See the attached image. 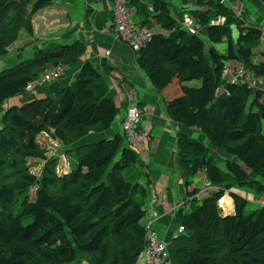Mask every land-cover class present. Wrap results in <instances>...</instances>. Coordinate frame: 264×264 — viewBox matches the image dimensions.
<instances>
[{
  "label": "trees",
  "instance_id": "16d2710c",
  "mask_svg": "<svg viewBox=\"0 0 264 264\" xmlns=\"http://www.w3.org/2000/svg\"><path fill=\"white\" fill-rule=\"evenodd\" d=\"M56 1L0 0V58L11 55L21 32L32 36L33 17ZM128 1L140 14L139 26L151 29L155 21L159 27L135 53L137 67L156 92L176 91L166 101L171 121L202 133L212 145L184 133L176 137L185 188L202 173L213 191L198 200L192 189L186 193L192 197L190 213H174L171 225L183 232L167 249L170 264H264V207L244 216L247 202L230 192L245 189L264 197V103L262 91L250 87L252 78H264V64L251 61L258 29L241 28L222 0H181L179 11L164 0ZM185 15L196 35L180 26ZM220 17L222 26L210 25ZM221 45L223 52L215 49ZM84 53L78 42L47 46L0 72V264H135L144 249L148 191L140 184L137 151L124 147L123 135L80 146L76 167L62 178L51 164L40 177L26 166L28 160H45L40 134L70 146L111 128L117 107L93 64L84 62L57 92L3 108L25 96L48 67L60 66L66 76ZM231 62L247 72L245 83L225 81L223 68ZM112 71L101 63V72ZM192 82L200 86H187ZM225 193L232 215L224 216L218 206Z\"/></svg>",
  "mask_w": 264,
  "mask_h": 264
},
{
  "label": "crops",
  "instance_id": "0c3cea01",
  "mask_svg": "<svg viewBox=\"0 0 264 264\" xmlns=\"http://www.w3.org/2000/svg\"><path fill=\"white\" fill-rule=\"evenodd\" d=\"M143 1L151 4L149 0ZM223 3L226 7L229 6L233 15L238 18L241 28H257L264 24V0H223ZM181 7V3L175 6L178 11ZM128 9L132 21L135 24L140 23L138 17L140 14H136L135 7L129 6ZM234 10H239L240 15H237ZM112 22L113 0H57L33 17L32 36L20 33L19 39L9 49V53L12 51L18 53L23 49L21 53L30 54V49L71 45L76 42L84 45L85 53L77 61L75 67L71 68L66 76L63 75L59 79V90L74 79L79 67L84 62L92 63L103 76L109 89L108 96L116 104L117 117L109 130L102 134H96L95 142L101 139H110L114 135H123L121 121L127 106V96L130 94L134 97L136 107L141 112V120L150 125L149 140L142 144L137 151V164L141 166L144 173L140 184L148 191L149 210L148 215L145 212V218L151 219L152 226L153 224L159 225L160 237L158 238L167 244V249L172 251L170 243L175 227L171 225V221L175 212L180 209L185 211L189 208L186 193L191 192L189 191L190 187L185 188L183 172L179 167L176 137L180 133L191 137L197 131L185 129L167 116L166 101L173 97L176 91L169 89L159 93L152 88L144 72L136 65L135 53L116 38ZM207 47L209 48V44ZM251 61L253 64H264V48H261L259 43L252 45ZM102 62L113 68L110 75L101 72ZM251 85L254 91L260 88L264 90V78H252ZM263 90L261 103H264ZM56 91L57 89L50 91L41 88L36 90L33 95L18 97V100L11 104L20 106L24 102L42 98ZM198 136L199 140L205 144L206 139L203 136ZM209 146L212 147L211 144ZM196 180L202 187L199 192L204 198L206 192L213 191V187L208 185L202 173L190 180L192 181L191 186L195 187V184L197 186ZM230 192L240 196L235 189ZM153 194L155 203L151 206ZM220 200L223 215H232L234 205L229 194L225 193ZM173 264H177L176 260Z\"/></svg>",
  "mask_w": 264,
  "mask_h": 264
},
{
  "label": "built area",
  "instance_id": "2783aa9c",
  "mask_svg": "<svg viewBox=\"0 0 264 264\" xmlns=\"http://www.w3.org/2000/svg\"><path fill=\"white\" fill-rule=\"evenodd\" d=\"M128 2V0H113L112 26L116 38L128 46L133 53H136L141 48L145 47V45L149 42L153 34V30L141 27L132 21L131 14L128 9ZM148 10L152 11L151 8H148ZM235 13L240 15L239 10H236ZM224 22V18L220 17L217 20L210 22V25L222 26ZM180 26L190 34H197V27L186 15L182 18ZM257 29L259 31L258 43L261 48H264V24L258 26ZM63 75L64 71L60 66H50L42 73L40 78L35 83L27 86L26 92L33 93L47 84L58 81L63 77ZM223 78L227 83L231 84L245 83L247 81V72L242 67H231L229 64H226L223 68ZM251 83L250 87L253 88ZM258 90L262 91L263 88ZM216 93H219V90H217ZM121 130L124 138L129 144V147L135 149L136 151L139 150L142 144L149 140L150 125L148 122L141 120V114L136 107L134 97L130 94L127 96V106L121 121ZM198 195L199 194L197 193L195 196L196 199L198 198ZM191 199L192 197L187 198L186 201L189 202ZM256 202L260 205V207H264V198H258ZM154 203L155 196L153 194L151 206H153ZM218 206L219 208H222L221 200H219ZM151 226V219L149 217L145 218V246L137 256L135 264H170L167 244L158 238L156 232L151 228ZM182 232V227L176 228L174 234L172 235V239L182 234Z\"/></svg>",
  "mask_w": 264,
  "mask_h": 264
},
{
  "label": "rangeland",
  "instance_id": "374dc122",
  "mask_svg": "<svg viewBox=\"0 0 264 264\" xmlns=\"http://www.w3.org/2000/svg\"><path fill=\"white\" fill-rule=\"evenodd\" d=\"M166 1L169 3L171 10H176L175 6L179 5V3H181V0H166ZM174 13H175V11H174ZM150 25H151V29L152 30L154 29V31L157 32L159 27L157 26L156 22L152 21L150 23ZM21 34H26V33L23 31V32H21ZM215 48L219 52H223V50L225 49V45L216 46ZM30 50H31L30 54H27V52L21 53L22 50L19 51L18 53H14V51H12L11 55H6L5 57L0 58V72L2 70H6V69H9V68L15 66L17 63H20V62H22L28 58L33 57L35 54V50H32V49H30ZM228 64L231 67L239 66V65L234 64L232 62L228 63ZM50 84H48L50 86L45 85L44 88H46V90H50V91L54 90V89H57V91L59 90V82L58 81H55V82L50 83ZM187 86L192 87V88H197L200 86V82H192V83L187 84ZM34 93L35 92H33V93L25 92L24 94L25 95H28V94L33 95ZM22 96L23 95L19 96V98H22ZM16 100H18L17 97L13 98V99H9L8 102H5V104L3 105V108L7 109L8 105L11 103V101L15 102ZM198 135L203 136L202 133L197 132V133H193L191 138L195 141L202 142L201 140H199ZM96 136H97L96 134L90 133V134L86 135L84 138L75 142L73 145L62 146L61 144H59V142H57L55 139H53L51 134H48V133L40 134L39 136H37V143L39 145V148L44 152L45 160L44 161L43 160H28L26 163V166L32 174L40 177V175L43 172L45 165L47 163L51 164L54 167V170H55V173L57 174V177L62 178V176L65 175L66 173H68L70 171V169L76 167V160H75L76 159V150L80 146L88 145L90 143L92 144L93 142H95L96 139H94V138ZM101 140H103V139H101ZM98 141H100V140H98ZM123 145H124V147H129V144L127 143L126 139L123 141ZM209 145H210V143L208 142V140H206L204 146L208 148V147H210ZM196 183H197V186L195 184V187L194 186H191V187L193 189H195L196 192H198V194H199L198 197L200 200H202L204 197L202 195H200V192H199L202 187L200 186L198 180H196ZM191 187H190L189 191H192ZM34 190L35 189L33 188V189H30L28 191V195H29L30 199L33 197ZM235 190L241 196V198L247 202L246 207H245L244 212H243L244 216H248L260 208V205L256 202V199H258V196H256L254 193H252L248 190H245V189H235ZM208 194H210V192L209 193L206 192L205 196H208ZM262 198H264V197H262ZM145 202L146 203L144 204L143 209L145 210V212L147 214L148 210H149L148 199H146ZM197 203H198V201H197ZM221 205H222V203H221ZM146 206H147V208H146ZM190 210H191L190 208H187V209H185V212L190 213ZM152 228L156 232V234L159 233V225L153 224ZM158 237H160V233H159ZM81 264H88V263L86 261H82Z\"/></svg>",
  "mask_w": 264,
  "mask_h": 264
},
{
  "label": "water",
  "instance_id": "95a60500",
  "mask_svg": "<svg viewBox=\"0 0 264 264\" xmlns=\"http://www.w3.org/2000/svg\"><path fill=\"white\" fill-rule=\"evenodd\" d=\"M236 33H237V32L234 31L233 34H232V37H234V36L236 35Z\"/></svg>",
  "mask_w": 264,
  "mask_h": 264
},
{
  "label": "bare ground",
  "instance_id": "6f19581e",
  "mask_svg": "<svg viewBox=\"0 0 264 264\" xmlns=\"http://www.w3.org/2000/svg\"><path fill=\"white\" fill-rule=\"evenodd\" d=\"M82 148V147H81Z\"/></svg>",
  "mask_w": 264,
  "mask_h": 264
}]
</instances>
